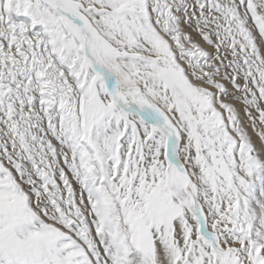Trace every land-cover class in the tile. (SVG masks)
<instances>
[{"label":"snow or ice","instance_id":"6c2138e0","mask_svg":"<svg viewBox=\"0 0 264 264\" xmlns=\"http://www.w3.org/2000/svg\"><path fill=\"white\" fill-rule=\"evenodd\" d=\"M0 264H264V0H0Z\"/></svg>","mask_w":264,"mask_h":264}]
</instances>
